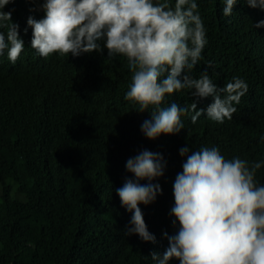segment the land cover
<instances>
[{
	"label": "trees",
	"instance_id": "obj_1",
	"mask_svg": "<svg viewBox=\"0 0 264 264\" xmlns=\"http://www.w3.org/2000/svg\"><path fill=\"white\" fill-rule=\"evenodd\" d=\"M196 3L207 43L189 74L199 78L206 70L221 87L239 77L248 91L234 104L233 120L216 124L202 114L193 123L195 113L189 111L181 115L184 129L156 139L141 132L151 112L173 102L190 106L193 100L205 108L212 97L195 98L194 90L184 89L140 112L138 104L124 99L131 79L126 57H108L104 49L103 54L44 58L30 46L27 25L29 16L43 18L39 3L5 6L21 26L25 47L20 64L0 59V264H154L151 253L163 254L168 246L163 232L173 235L179 227L169 215L173 183L186 159L179 146L198 150L217 144L225 158L264 160V26H253L264 20V10L238 0L224 16L222 0ZM47 108L54 114L40 112ZM76 131L77 146L59 143ZM144 149L166 161L164 175L152 181L162 194L139 205L155 243L125 235L132 213L115 191L125 178L135 179L126 161ZM256 180L264 184V166Z\"/></svg>",
	"mask_w": 264,
	"mask_h": 264
},
{
	"label": "clouds",
	"instance_id": "obj_2",
	"mask_svg": "<svg viewBox=\"0 0 264 264\" xmlns=\"http://www.w3.org/2000/svg\"><path fill=\"white\" fill-rule=\"evenodd\" d=\"M10 2L13 4L9 8L13 9L19 0H0V59L7 57L11 63L20 64L25 47L21 26L12 22L11 11L3 10ZM31 2L39 3L44 16L27 19L32 29L30 46L44 58L53 54H103L104 49L108 57H126L131 79L124 99L138 104V111L158 106L166 95L184 89L194 90L195 98L212 97L205 108H198L196 100L190 106L173 102L158 107L151 112V119L141 124V132L148 139L179 133L184 129L181 115L189 111L195 113L191 116L193 123L202 114L211 123L229 122L237 111L234 104L238 105L248 91L247 83L239 77L221 87L206 70L199 78L189 74L207 43L196 0H174V4L171 0ZM222 2L223 15L230 16L238 0ZM243 3L264 10V0ZM253 26H264V20ZM40 112L54 114L48 108ZM60 120L53 127L60 125ZM59 143L75 147L80 143V134L76 131ZM178 149L186 159L173 183L174 206L169 215L175 217L173 227L177 222L179 227L173 235L163 232L168 246L163 254L152 252L151 260L154 264H169L173 259L179 264H264V184L256 180L264 160L225 158L217 144L198 150ZM125 167L135 177L125 178L115 190L121 205L132 213L125 235L136 234L143 241L155 243L156 237L149 232L139 205L153 203L162 194L161 185L152 181L164 175L166 161L162 154L144 149L130 157ZM143 179L149 182L141 184Z\"/></svg>",
	"mask_w": 264,
	"mask_h": 264
}]
</instances>
